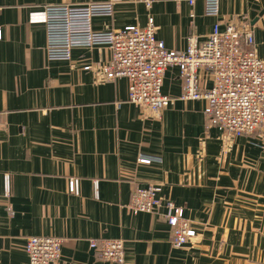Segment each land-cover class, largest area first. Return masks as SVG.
<instances>
[{
	"label": "crops",
	"instance_id": "1",
	"mask_svg": "<svg viewBox=\"0 0 264 264\" xmlns=\"http://www.w3.org/2000/svg\"><path fill=\"white\" fill-rule=\"evenodd\" d=\"M95 1L103 0H0V264H25L27 238L42 235L65 239L55 264H118L92 250V238L123 239L127 264H264V141L226 142L209 125L205 100L180 99L176 66L163 85L175 100L157 118L128 101L126 78L98 82L85 69L110 60L106 45L49 59L47 27L30 23L29 13ZM263 10L264 0H221L211 17L204 0H158L150 9L122 0L93 27L145 26L152 16L157 38L182 50L191 35L232 22L252 27L264 59ZM200 74L209 88L210 73ZM143 155L154 160L142 163ZM72 179L78 193L69 191ZM150 184L162 187L161 205L134 215L132 191ZM169 201L197 231L180 248L171 242Z\"/></svg>",
	"mask_w": 264,
	"mask_h": 264
},
{
	"label": "built area",
	"instance_id": "2",
	"mask_svg": "<svg viewBox=\"0 0 264 264\" xmlns=\"http://www.w3.org/2000/svg\"><path fill=\"white\" fill-rule=\"evenodd\" d=\"M120 1L45 5L31 11L29 21L46 25L47 52L52 60L70 61L76 47L106 45L111 52L110 60L87 64L85 69L93 71L98 82L126 78L128 101L155 117L160 118L162 111L175 100L163 92V85L168 69L176 66L183 82L180 99L205 100L208 123L222 130L226 142L242 136H255L264 141V59L258 54L252 27L237 26L232 22L221 27V23L216 22L205 38L193 34L186 49L171 50L157 38V25L152 16L145 26L131 24L123 28L96 30L93 18L112 16L115 4ZM137 1L150 9L158 0ZM196 1L188 0L192 6ZM204 2L206 15L217 17L221 0ZM201 69L211 75L209 88L203 87ZM153 160L154 157L149 155L139 159L142 163ZM78 190V180H70L69 191L78 193ZM161 192L162 187L157 184L135 187L128 210L134 215L155 212L162 203ZM9 195L8 182L6 196ZM167 206L173 246L180 248L193 242L197 231L185 217L184 208L176 207L170 201ZM8 211L10 215L14 214L10 206ZM64 240L52 235L28 237L25 264L59 262ZM89 246L104 260L127 264L123 239L92 238Z\"/></svg>",
	"mask_w": 264,
	"mask_h": 264
},
{
	"label": "water",
	"instance_id": "3",
	"mask_svg": "<svg viewBox=\"0 0 264 264\" xmlns=\"http://www.w3.org/2000/svg\"><path fill=\"white\" fill-rule=\"evenodd\" d=\"M264 13V10L261 12V14H263Z\"/></svg>",
	"mask_w": 264,
	"mask_h": 264
}]
</instances>
